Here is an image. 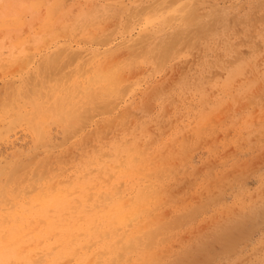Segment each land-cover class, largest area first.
Segmentation results:
<instances>
[{"label": "rangeland", "instance_id": "374dc122", "mask_svg": "<svg viewBox=\"0 0 264 264\" xmlns=\"http://www.w3.org/2000/svg\"><path fill=\"white\" fill-rule=\"evenodd\" d=\"M0 19V264H264V0H0Z\"/></svg>", "mask_w": 264, "mask_h": 264}, {"label": "bare ground", "instance_id": "6f19581e", "mask_svg": "<svg viewBox=\"0 0 264 264\" xmlns=\"http://www.w3.org/2000/svg\"><path fill=\"white\" fill-rule=\"evenodd\" d=\"M166 1H167V0H166ZM172 1H174V0H172ZM188 1H189V0H188ZM194 1H195V0H194ZM170 2H171V1H170ZM192 2H193V0H192ZM176 3H177V2H176ZM176 3H175V4H176ZM189 3H190V2H189ZM177 5H178V4H177ZM177 5H176V6H177ZM182 5H183V4H182ZM156 7H157V6H156ZM157 8H158V7H157ZM162 8H163V7H162ZM179 8H180V7H179ZM171 9H172V8H171ZM54 10H55V9H54ZM188 10H189V9H188ZM51 11H52V10H51ZM166 11H167V10H166ZM166 11H164V12H166ZM103 12H104V10H103ZM170 13H171V12H170ZM186 13H187V12H186ZM52 14H53V13H52ZM153 14H154V13H153ZM167 14H168V13H167ZM167 14H166V15H167ZM105 15H106V14H105ZM148 15H149V14H148ZM166 15H165V16H166ZM188 15H189V14H188ZM103 16H104V15H103ZM154 16H155V15H154ZM169 16H170V15H169ZM174 16H176V15H174ZM49 17H50V15H49ZM159 17H160V16H159ZM166 17H168V16H166ZM178 17H179V16H177L176 18H178ZM180 17H181V16H180ZM191 17H192V16H191ZM171 18H172V16H171ZM174 18H175V17H174ZM186 18H187V17H186ZM189 18H190V15H189ZM51 19H52V18H51ZM183 19H184V18H183ZM213 19H214V18H213ZM0 20H1V19H0ZM164 20H165V19H164ZM180 20H181V19H180ZM157 21H158V20H157ZM187 21H188V20H187ZM194 21H195V20H194ZM212 21H213V20H212ZM182 22H183V21H182ZM18 23H19V22H18ZM18 23H17V24H18ZM160 23H161V22H160ZM173 23H174V22H173ZM209 23H211V22H209ZM6 24H7V23H6ZM184 24H185V23H184ZM189 24H190V23H189ZM191 24H192V23H191ZM195 24H196V23H195ZM1 25H2V24H1ZM173 25H174V24H173ZM175 25H176V24H175ZM201 25H202V24H201ZM206 25H207V24H206ZM181 26H182V25H181ZM167 27H168V26H167ZM170 27H171V26H170ZM184 27H185V26H184ZM184 27H183V28H184ZM188 27H189V26H188ZM202 27H203V26H202ZM191 28H192V27H191ZM204 28H205V27H204ZM177 29H178V28H177ZM199 29H200V27H199ZM201 29H202V28H201ZM166 30H167V29H166ZM189 30H190V29H189ZM205 30H206V29H205ZM205 30H204V31H205ZM208 30H209V28H208ZM169 31H170V30H169ZM191 31H192V30H191ZM175 32H176V31H175ZM183 32H184V31H183ZM185 32H186V30H185ZM194 33H195V32H194ZM202 33H203V32H202ZM187 34H188V33H187ZM192 34H193V33H192ZM197 34H199V33L197 32ZM200 34H201V33H200ZM169 35H170V34H169ZM175 35H176V34H175ZM181 35H182V34H181ZM181 35H180V36H181ZM193 35H194V34H193ZM201 35H202V34H201ZM189 36H190V35H189ZM165 37H166V36H165ZM167 37H169V36H167ZM167 37H166V38H167ZM170 37H171V36H170ZM163 38H164V37H163ZM171 38H172V37H171ZM176 38H177V36H176ZM192 38H193V37H192ZM196 39H197V38H196ZM196 39H194V40H196ZM185 40H186V39H185ZM185 40H184V41H185ZM162 41H163V40H162ZM186 42H187V40H186ZM164 43H165V42H164ZM164 43H163V44H164ZM172 43H173V42H172ZM180 43H181V41H180ZM192 43H193V41H192ZM192 43H191V44H192ZM187 44L189 45L190 43H187ZM166 45H167V44H166ZM166 45H165V46H166ZM169 45H170V44H169ZM182 45H184V44H182ZM179 46H180V45H179ZM163 48H164V47H163ZM174 48H175V47H174ZM159 49H160V48H159ZM161 49H162V48H161ZM161 49H160V50H161ZM158 51H159V50H158ZM167 51H168V50H167ZM175 51H176V50H175ZM162 52H163V50H162ZM169 52H171V51L169 50ZM163 53H164V52H163ZM166 53H167V52H166ZM160 54H161V53H160ZM172 54H173V52H172ZM167 55H168V54H167ZM51 62L53 63L52 60H51ZM54 62H56V60H54ZM50 65H51V63H50ZM50 65H49V66H50ZM54 65H55V63H54ZM54 65H53V66H54ZM50 67H51V66H50ZM46 78H47V77H46ZM94 88H95V87H94ZM105 92H106V91H105ZM77 93H78V92H77ZM79 94H80V93H79ZM82 94H83V93H82ZM60 104H61V103H60ZM60 104H59V105H60ZM64 105H65V104H64ZM75 105H76V104H75ZM57 106H58V105H57ZM62 106H63V105H62ZM58 107H59V106H58ZM96 107H98V106H96ZM96 107H95V110H96ZM72 108H73V107L71 106V107H70V110H71ZM59 109H60V108H59ZM59 109H58V111H59ZM64 109H65V108H64ZM64 111H65V110H64ZM64 111H63V115H64ZM71 111H72V110H71ZM71 111H70V113H72ZM96 111H97V110H96ZM68 112H69V111H68ZM68 112L66 111V114H67ZM99 112H100V111H99ZM21 114H22V113H21ZM19 117H20V116H19ZM72 117H73V116H72ZM80 118L82 119L83 117H80ZM37 119H38V118H37ZM73 119H74V117H73ZM36 127L38 128V126H36ZM37 128H36V129H37ZM37 130H38V129H37ZM40 130H41V128H40ZM37 133H38V132H37ZM85 161H86V160H85ZM64 162H65V161H64ZM81 162H82V161H81ZM81 162H80V163H81ZM90 163H91V162H90ZM43 164H44V163H43ZM43 164H41V165H43ZM46 165H47V164H46ZM47 166H48V165H47ZM81 166H82V164H81ZM25 167H26V166H25ZM48 167H49V166H48ZM90 167H91V166H90ZM47 169H48V168H47ZM64 169H65V168H64ZM98 169H99V168H98ZM101 169H102V167H101ZM30 170H31V169H30ZM86 170H87V169H86ZM47 171H48V170H47ZM88 171H89V170H88ZM100 171H101V170H100ZM34 172H35V171H34ZM51 172H52V171H51ZM29 173H31V172L29 171ZM43 173L45 174V171H44ZM31 174H32V173H31ZM34 174H36V172H35ZM34 174H33V175H34ZM50 174H51V173H50ZM37 175H38V174H37ZM37 175H36V176H37ZM11 176H12V175H11ZM84 176H85V175H84ZM14 177H15V176H14ZM22 177H23V176H22ZM29 177H30V175H29ZM81 177H82V176H81ZM86 177H87V175H86ZM88 177H89V176H88ZM0 178H1V177H0ZM36 178H37V177H36ZM41 178H42V177H41ZM80 179H82V178H80ZM3 180H4V179H3ZM43 180H44V179H43ZM26 181H27V180H26ZM35 181H36V180H35ZM77 181H78V178H77ZM2 182H3V181H2ZM29 182H30V181H29ZM31 182H32V181H31ZM54 182H55L54 184H56L57 180H55ZM82 182H83V181H82ZM16 183H17V182H16ZM36 183H37V182H36ZM67 183H68V181H67ZM69 183H71V182H69ZM83 183H84V182H83ZM86 183H88L87 180H86ZM48 184H50V182H49ZM54 184H53V186H54ZM11 185H12V184H11ZM70 185H71V184H70ZM70 185H69V186H70ZM20 186H21V185H20ZM37 186H38V185H37ZM46 186H47V185H46ZM53 186H52V188H54ZM77 186H78V185H77ZM3 187H4V186H3ZM41 187H42V186H41ZM44 187H45V186H44ZM44 187H43V190H44ZM80 187H81V186H80ZM32 188H33V187H32ZM35 188H36V187L34 186L33 189H35ZM67 188H68V187H67ZM76 188L79 189L78 187H76ZM15 189H16V188H15ZM40 189H41V188H39V191H40ZM45 189H46V188H45ZM8 190H9V189H8ZM48 190H49V186H48ZM61 190H62V189H61ZM17 191H18V190H17ZM41 191H42V190H41ZM50 191H51V189H50ZM54 191H55V190H54ZM54 191H53V192H54ZM64 191H65V190H64ZM64 191L62 190L61 192H64ZM72 191H73V190H72ZM72 191H71V192L68 191L69 194L72 193ZM84 191H85V189H84ZM84 191H83V192H84ZM95 191H96V190H95ZM15 192H16V191H15ZM28 192H29V191H28ZM44 192H45V190H44ZM61 192H60V193H61ZM75 192H76V191H75ZM12 193H13V192H12ZM26 193H27V192H26ZM32 193H33V192H32ZM41 193H42V192H41ZM54 193H55V192H54ZM66 193H67V191H66ZM42 194H43V193H42ZM94 194H96V193H94ZM47 195H49V194H47ZM66 195H67V194H66ZM80 195H81V194H80ZM85 195H86V194H85ZM89 195H90V194H89ZM34 196H35V195H34ZM49 196H50V195H49ZM86 196H88V195H86ZM99 196H100V195H99ZM20 197H22V196H20ZM76 197H77V195H76ZM90 197H91V196H88V200H90ZM25 198H26V197H25ZM81 198L83 199V197H81ZM91 198H92V197H91ZM97 198H98V197H97ZM99 198H100V197H99ZM15 199H16V198H15ZM26 199H27V198H26ZM38 199H40V198H38ZM44 199H45V198H44ZM46 199H47V198H46ZM85 199H86V198H85ZM12 200H13V199H12ZM40 200H41V199H40ZM86 200H87V199H86ZM88 200H87V202H88ZM92 200H93V199H92ZM102 200H103V198H102ZM18 201H19V200H18ZM81 201H82V200H81ZM96 201H97V200H96ZM98 201H99V200H98ZM98 201H97V202H98ZM77 202H78V199H77ZM82 202H83V201H82ZM100 202H101V201H100ZM108 202H109V200H108ZM13 203H15V202H13ZM39 203H40V202H39ZM72 203H73V202H72ZM72 203H71V204H72ZM95 203H96V202H95ZM102 203H103V201H102ZM110 203H111V202H110ZM43 204H44V203H43ZM69 204H70V203H69ZM71 204H70V205H71ZM78 204H80V201L78 202ZM78 204H77V205H78ZM105 204H106V203H105ZM40 205H41V204H40ZM73 205H75V204H73ZM103 205H104V204H103ZM109 205H110V204H109ZM11 206H12V205H11ZM65 206H66V205H65ZM89 206H90V205H89ZM69 207H70V206H69ZM76 207H77V206H75V208H76ZM84 207H85V206H84ZM94 207H95V206H93V208H94ZM97 207H98V206H97ZM99 207H100V206H99ZM104 207H105V206H104ZM106 207H107V206H106ZM106 207H105V208H106ZM110 207H111V206H110ZM114 207H115V206H114ZM60 208H61V207H60ZM67 208H68V207H67ZM87 208H88V207H87ZM90 208H91V207H90ZM93 208H92V209H93ZM112 208H113V207H112ZM79 209H80V208H79ZM109 209H110V208H109ZM19 210H20V209H19ZM19 210H18V211H19ZM51 210H52V209H51ZM51 210H50V211H51ZM72 210H73V209H72ZM76 210H77V209H76ZM95 210H96V209H95ZM100 210H101V209H99L98 212H99ZM105 210H106V209H105ZM107 210H108V208H107ZM18 211H17V212H18ZM61 211H62V210H61ZM85 211H86V210H85ZM89 211H90V210H89ZM92 211H93V210H92ZM69 212H70V211H69ZM86 212H87V211H86ZM96 212H97V211H96ZM96 212H95V213H96ZM106 212H107V211H106ZM110 212H111V211H110ZM79 213H80V212H78V214H79ZM88 213H90V212H88ZM95 213H93V214H95ZM62 214H63V213H62ZM86 214H87V213H86ZM111 214H112V213H111ZM111 214H110V215H111ZM82 215H83V214H82ZM106 215H107V213H106ZM110 215H109V216H110ZM120 215H121V214H120ZM120 215H119V216H120ZM50 216H51V214H50ZM56 216H57V215H56ZM73 216H74V215H73ZM73 216H72V217H73ZM62 217H63V216H62ZM82 217H84V215H83ZM82 217H81V218H82ZM96 217H97V215H96ZM106 217H107V216H106ZM120 217H121V219H122V216H120ZM66 218H67V217H66ZM73 218H74V217H73ZM109 218H110V217H109ZM27 219H28V218H27ZM56 219H57V218H56ZM77 219H78V218H77ZM82 219H83V218H82ZM84 219H86V218H84ZM88 219H89V218H88ZM93 219H94V218H93ZM96 219H97V218H96ZM96 219H95V221H96ZM118 219H119V218H118ZM118 219H117V220H118ZM58 220H59V219H58ZM78 220H79V219H78ZM86 220H87V219H86ZM122 220H123V219H122ZM9 221H10V220H9ZM59 221H60V220H59ZM84 221H85V220H84ZM93 221H94V220H93ZM103 221H104V220H103ZM52 222H53V221H52ZM61 222H62V221H61ZM88 222H89V221H88ZM111 222L113 223L114 221H111ZM54 223H55V222H54ZM64 223H65V222H64ZM82 223H83V222H82ZM100 223H101V222H100ZM108 223H109V222H108ZM51 224H52V223H51ZM61 224H62V223H61ZM65 224H66V223H65ZM76 224H77V223H76ZM76 224H75V226H76ZM110 224H111V223H110ZM110 224H109V225H110ZM113 224H114V223H113ZM113 224H111V225H113ZM85 225H86V224H85ZM92 225H94V224H92ZM97 225H99V224L97 223ZM100 225H101V224H100ZM111 225H110V226H111ZM34 226H35V225H34ZM77 226H78V225H77ZM106 226H107V225H106ZM121 226H122V225H121ZM19 227H20V226H19ZM38 227H39V226H38ZM71 227H72V226H71ZM73 227H74V226H73ZM107 227H108V226H107ZM107 227H106V228H107ZM35 228H37V227H35ZM58 228H59V227H58ZM94 228H95V227H94ZM98 228H99V227H98ZM106 228H105V229H106ZM109 228H111V227H109ZM113 228H114V227H113ZM113 228H112V229H113ZM7 229H8V228H7ZM27 229H28V228H27ZM72 229H73V228H72ZM75 229H76V228H75ZM105 229H104V230H105ZM107 229H108V228H107ZM29 230H30V228H29ZM32 230H33V229H32ZM76 230H77V229H76ZM96 230H98V229L96 228ZM104 230H103V231H104ZM52 231H53V230H52ZM74 231H75V230H74ZM93 231H95V229H94ZM106 231H107V230H106ZM116 231H117V230H116ZM123 231H124V230H123ZM27 232H28V230H27ZM31 232H32V231H31ZM34 232H35V231H34ZM71 232H72V231H71ZM84 232H85V230H84ZM117 232H118V231H117ZM50 233H51V232H50ZM81 233H83V232H81ZM81 233H80V234H81ZM97 233H99V230H98ZM97 233H96V234H97ZM107 233H108V232H107ZM107 233H106V234H107ZM110 233H111V232H110ZM119 233H120V232H119ZM55 234H56V233H54V235H55ZM69 234H70V233H69ZM112 234H113V232H112ZM19 235H20V234H19ZM35 235H36V234H35ZM71 235H73V234H71ZM75 235H76V234H75ZM86 235H87V234H86ZM86 235H85V236H86ZM93 235H94V234H93ZM100 235H101V234H100ZM103 235H105V234H103ZM103 235H102V236H103ZM107 235H108V234H107ZM114 235H115V234H114ZM17 236H18V235H14V236H13V239H17V238H18ZM24 236H25V235H24ZM85 236H83V237H85ZM102 236H101V237H102ZM120 236H121V235H120ZM127 236H128V235H127ZM60 237H61V236H60ZM105 237H106V236H105ZM105 237H104V238H105ZM115 237H117V236H115ZM121 237H122V236H121ZM90 238H91V237H90ZM106 238H107V237H106ZM4 239H6V238H4ZM13 239H11V240H13ZM20 239H22V238H20ZM61 239H62V238H61ZM66 239H68V235H67V238H66ZM75 239H76V238H75ZM78 239H79V238H78ZM92 239H93V238H92ZM101 239H102V238H101ZM107 239H108V238H107ZM130 239H131V238H130ZM135 239H139V238H136V237H135ZM69 240H70V239H69ZM87 240H88V239H87ZM89 240H90V239H89ZM93 240H94V239H93ZM21 241H22V240H21ZM39 241H40V240H39ZM61 241H62V240H61ZM65 241H66V240H65ZM75 241H76V240H75ZM99 241H100V240H99ZM103 241H104V240H102V242H103ZM112 241H113V240H112ZM114 241H115V240H114ZM119 241H121V239H120ZM119 241H118V242H119ZM138 241L140 242V240H138ZM40 242H42V241H40ZM40 242H38V243L40 244ZM62 242H63V241H62ZM67 242H68V241H67ZM67 242H66V243H67ZM87 242H89V241H87ZM91 242H92V241H91ZM118 242H117V246L113 247L112 244H111L112 246H110V248L113 249V251H114L116 254H118L117 251H118L119 249L125 251L124 253H126L127 251H130V250L132 249V248L130 249V246H129V245H123L124 243L121 244L122 246H121V245L118 246ZM68 243H70V242H68ZM95 243H96V242H95ZM108 243H109V242H108ZM108 243H107V244H108ZM121 243H122V242H121ZM140 243H141V242H140ZM62 244H63V243H62ZM64 244H65V243H64ZM70 244H71V243H70ZM79 244H80V243H79ZM85 244H86V243H85ZM87 244H88V243H87ZM98 244H99V243H98ZM104 244H105V243H104ZM113 244H115V243L113 242ZM132 244H133V243H132ZM35 245H36V244H35ZM92 245H93V244H92ZM133 245H134V244H133ZM32 246H33V244H32ZM70 246H71V245H70ZM82 246L85 247L84 244H82ZM87 246H88V245H87ZM93 247H94V246H93ZM105 247H107V246H105ZM145 247H146V246H145ZM63 248H64V247H63ZM107 248H108V247H107ZM138 248H139V247H137V249H138ZM141 248H142V247H141ZM143 248H144V247H143ZM68 249H69V248H68ZM68 249H67V251H68ZM79 249H80V246H79ZM85 249H86V248H85ZM89 249H90V246H89ZM111 249H110V250H111ZM137 249H136V250H137ZM106 250H107V249H106ZM133 250H134V249H133ZM143 250L145 251V249H143ZM143 250H142V251H143ZM20 251H21V250H20ZM20 251H19V252H20ZM69 251H70V250H69ZM79 251H80V250H79ZM111 251H112V250H111ZM111 251H110V252H111ZM137 251H140V250H137ZM71 252H72V251H70V253H71ZM75 252L77 253V251H75ZM91 252H92V251H91ZM131 252H132V251H131ZM146 252H147V251H146ZM21 253H22V252H21ZM70 253H69V254H70ZM140 253H141V252H140ZM143 253H144V252H143ZM62 254H63V253H62ZM98 254H99V253H98ZM122 254H123V253H122ZM122 254H121V255H122ZM127 254H128V253H127ZM127 254H126V255H127ZM129 254H130V253H129ZM129 254H128V255H129ZM19 255H20V254H19ZM73 255L75 256V254H73ZM73 255H71V256H73ZM80 255H81V254H80ZM109 255H110V254H109ZM66 256H67V255H66ZM87 256H88V255H87ZM115 256H117V255L114 254L113 257H115ZM30 257H32V256H30ZM80 257H81V256H80ZM93 257H94V256H93ZM99 257H101V256H99ZM99 257H98V258H99ZM111 257H112V255H111ZM111 257H110V260H111ZM42 258H43V257H42ZM68 258H69V257H68ZM108 258H109V257H108ZM119 258H121V256H120ZM123 258H124V257H123ZM62 259H63V257H62ZM76 259H77V258H76ZM81 259H82V258H81ZM84 259H85V258H84ZM87 259H88V258H87ZM93 259H95V258H93ZM103 259H104V258H103ZM127 259H128V258H127ZM37 260H38V259H37ZM53 260H54V259H53ZM56 260H57V259H56ZM110 260H109V261H110ZM120 261H121V260H120ZM18 262H21V261L18 260ZM22 262H23V261H22ZM116 262H117V261H116ZM21 264H23V263H21Z\"/></svg>", "mask_w": 264, "mask_h": 264}]
</instances>
